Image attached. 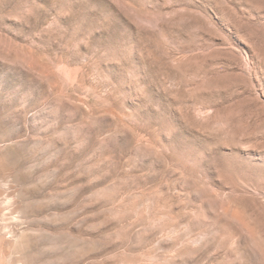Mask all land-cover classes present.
Here are the masks:
<instances>
[{
    "label": "rangeland",
    "instance_id": "374dc122",
    "mask_svg": "<svg viewBox=\"0 0 264 264\" xmlns=\"http://www.w3.org/2000/svg\"><path fill=\"white\" fill-rule=\"evenodd\" d=\"M0 264H264V0H0Z\"/></svg>",
    "mask_w": 264,
    "mask_h": 264
}]
</instances>
